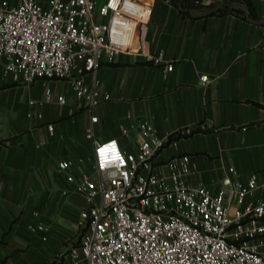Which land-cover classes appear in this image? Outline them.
<instances>
[{
    "label": "crops",
    "instance_id": "obj_1",
    "mask_svg": "<svg viewBox=\"0 0 264 264\" xmlns=\"http://www.w3.org/2000/svg\"><path fill=\"white\" fill-rule=\"evenodd\" d=\"M152 1L145 44L173 69L118 54L88 76L89 84L111 94L94 109L67 80L26 84L0 70V264H49L78 243L86 202L59 162L83 157L79 168L91 170L94 144L107 138L135 151L133 125L141 118L166 140L156 157L161 171H168L170 158L189 154V184L215 191L256 173L254 199H264V0ZM48 90L64 94L66 102L29 115V100H41ZM178 132L186 135L170 138ZM38 221L48 226L46 240L30 227Z\"/></svg>",
    "mask_w": 264,
    "mask_h": 264
},
{
    "label": "built area",
    "instance_id": "obj_2",
    "mask_svg": "<svg viewBox=\"0 0 264 264\" xmlns=\"http://www.w3.org/2000/svg\"><path fill=\"white\" fill-rule=\"evenodd\" d=\"M152 12V0H0V70L26 84L67 80L74 95L94 109L111 94L89 84L88 76L118 54L142 55L173 69V62L145 44ZM201 79L208 82L209 76ZM55 100L65 103L66 97L48 90L41 100H29L28 114L42 116V107ZM133 126L139 132L135 151L107 138L95 142L91 170L79 168L83 157L59 162L86 204L77 222L78 243L49 264H264L257 174L215 191L191 185L190 155L170 158L168 171H161L156 157L166 140L148 118ZM92 135L88 129L87 137ZM30 227L48 238L45 223Z\"/></svg>",
    "mask_w": 264,
    "mask_h": 264
},
{
    "label": "trees",
    "instance_id": "obj_3",
    "mask_svg": "<svg viewBox=\"0 0 264 264\" xmlns=\"http://www.w3.org/2000/svg\"><path fill=\"white\" fill-rule=\"evenodd\" d=\"M183 135H186V134H183V133H181V132H178L177 134L172 135L170 138H171V139H176V138H179V137H181V136H183Z\"/></svg>",
    "mask_w": 264,
    "mask_h": 264
}]
</instances>
